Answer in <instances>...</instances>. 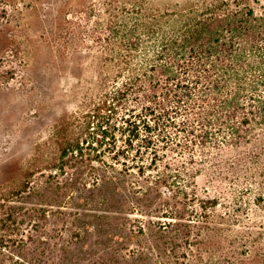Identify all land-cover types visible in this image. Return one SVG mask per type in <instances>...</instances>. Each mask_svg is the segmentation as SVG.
<instances>
[{"label": "trees", "instance_id": "16d2710c", "mask_svg": "<svg viewBox=\"0 0 264 264\" xmlns=\"http://www.w3.org/2000/svg\"><path fill=\"white\" fill-rule=\"evenodd\" d=\"M155 3L110 2L106 22L97 23L90 64L81 61L93 80L81 92L79 110L64 115L45 142L52 155L44 166L60 174L31 172L49 186L67 176L61 189L77 192L80 201L118 204L90 209L113 219L133 214L140 199L189 201L179 185L219 171L224 153L250 152L264 137V0ZM7 16L0 4V17ZM60 213L56 208L47 216ZM177 213L174 206L170 214ZM92 228L99 231V223ZM125 228L111 224L109 231L119 237ZM35 236L33 243H47L45 235ZM16 257L13 264H31Z\"/></svg>", "mask_w": 264, "mask_h": 264}, {"label": "rangeland", "instance_id": "374dc122", "mask_svg": "<svg viewBox=\"0 0 264 264\" xmlns=\"http://www.w3.org/2000/svg\"><path fill=\"white\" fill-rule=\"evenodd\" d=\"M111 1L0 0L8 12L0 17V249L13 252L4 251L0 264H13L18 254L31 264H264V137L250 152L224 153L219 171L196 173L187 187L179 185L189 201L140 199L133 214L118 219L90 210L118 204L87 203L61 189L67 176L51 186L32 176L33 170L55 173L44 166L52 155L45 142L64 115L79 110L81 92L93 80L81 61L90 64L97 23L106 22ZM56 208L61 213L48 217ZM117 223H126L120 231L126 234L115 232L120 238L109 231ZM35 235L47 243L36 245ZM30 247L44 257L29 254Z\"/></svg>", "mask_w": 264, "mask_h": 264}]
</instances>
